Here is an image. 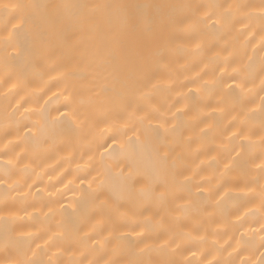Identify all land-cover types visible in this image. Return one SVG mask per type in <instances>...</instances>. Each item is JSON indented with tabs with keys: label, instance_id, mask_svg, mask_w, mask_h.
<instances>
[{
	"label": "bare ground",
	"instance_id": "6f19581e",
	"mask_svg": "<svg viewBox=\"0 0 264 264\" xmlns=\"http://www.w3.org/2000/svg\"><path fill=\"white\" fill-rule=\"evenodd\" d=\"M0 264H264V0H0Z\"/></svg>",
	"mask_w": 264,
	"mask_h": 264
}]
</instances>
